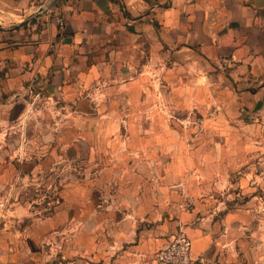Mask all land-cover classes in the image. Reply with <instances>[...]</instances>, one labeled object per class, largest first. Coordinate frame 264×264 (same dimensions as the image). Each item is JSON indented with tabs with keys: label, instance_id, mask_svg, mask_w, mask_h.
I'll list each match as a JSON object with an SVG mask.
<instances>
[{
	"label": "crops",
	"instance_id": "crops-1",
	"mask_svg": "<svg viewBox=\"0 0 264 264\" xmlns=\"http://www.w3.org/2000/svg\"><path fill=\"white\" fill-rule=\"evenodd\" d=\"M98 86L108 94L111 88L106 109L129 111V140L156 163L162 198L194 202L175 211L192 254L227 258L230 228L241 227L250 209L221 204L211 213L217 203L199 196L234 171L243 172L237 186L245 190L259 177L264 0H0L1 137L10 121L22 124L36 109L38 97L48 106V97L83 98ZM168 182L176 183L172 193ZM126 199L132 213L160 207L148 191L139 201ZM80 217L83 222L78 208ZM55 218L31 219L17 236L0 234V264L48 262L38 241ZM130 226L122 222L106 245L97 231L86 233L78 224L76 248L91 250L93 264H160L155 253L175 229Z\"/></svg>",
	"mask_w": 264,
	"mask_h": 264
},
{
	"label": "rangeland",
	"instance_id": "rangeland-1",
	"mask_svg": "<svg viewBox=\"0 0 264 264\" xmlns=\"http://www.w3.org/2000/svg\"><path fill=\"white\" fill-rule=\"evenodd\" d=\"M107 90L111 94V88ZM109 94L98 86L83 98L48 97V106L38 97L36 109L27 112L22 124L15 120L5 126L0 141V201L7 203L8 210L0 211V234L17 236L35 220L58 217L53 226L49 224L48 236L38 241L48 253V262L34 264H80L82 259L93 264L91 250L76 248L78 224L86 233L97 231L106 243L124 221L138 231L163 225V231L173 228L176 232L180 225L175 222L176 209L194 206L188 198H162L159 185L163 177L155 172L156 163L148 159L140 142L129 140L131 132L125 124L129 111L106 109ZM260 161L261 166L256 161L254 168L259 173L254 184L258 188L237 186L243 172L234 171L199 196L209 197L212 206L217 203L211 213L223 209L221 204L250 209L244 212L249 216L241 227L230 228L233 242L227 246L228 257L215 256L220 264H264V158ZM175 184L168 182L166 192L172 193ZM146 191L160 207H148V215L138 210L132 213L126 198L139 201ZM252 191L257 194L254 198ZM78 208L79 215L84 214L83 222L82 217L76 221ZM61 213L69 218L61 220Z\"/></svg>",
	"mask_w": 264,
	"mask_h": 264
},
{
	"label": "built area",
	"instance_id": "built-area-1",
	"mask_svg": "<svg viewBox=\"0 0 264 264\" xmlns=\"http://www.w3.org/2000/svg\"><path fill=\"white\" fill-rule=\"evenodd\" d=\"M7 210V203L4 200L0 201V211ZM192 245V239L185 227L180 226L172 238L157 250L156 258L160 264H220V261L215 257L205 254L194 256Z\"/></svg>",
	"mask_w": 264,
	"mask_h": 264
}]
</instances>
